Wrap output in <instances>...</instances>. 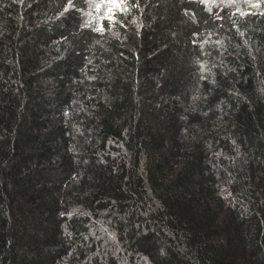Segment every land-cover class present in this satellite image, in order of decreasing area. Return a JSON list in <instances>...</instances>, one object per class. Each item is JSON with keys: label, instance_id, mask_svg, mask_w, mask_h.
I'll list each match as a JSON object with an SVG mask.
<instances>
[{"label": "trees", "instance_id": "trees-1", "mask_svg": "<svg viewBox=\"0 0 264 264\" xmlns=\"http://www.w3.org/2000/svg\"><path fill=\"white\" fill-rule=\"evenodd\" d=\"M72 4L0 0V264H264V0Z\"/></svg>", "mask_w": 264, "mask_h": 264}, {"label": "snow or ice", "instance_id": "snow-or-ice-1", "mask_svg": "<svg viewBox=\"0 0 264 264\" xmlns=\"http://www.w3.org/2000/svg\"><path fill=\"white\" fill-rule=\"evenodd\" d=\"M124 0H91V6L95 9V15L89 12L87 15L89 17L87 24L84 27L90 28L92 31L103 32L104 25L103 21L108 20L109 24L115 22V10L120 9L121 11H126L127 9L123 6ZM256 5L254 4L253 7ZM70 7H74L72 0H69V7L64 9L65 12L69 10ZM244 13H242L243 15ZM63 15V13H61ZM95 24V26H93ZM99 43V41H97ZM203 69L204 66L201 65Z\"/></svg>", "mask_w": 264, "mask_h": 264}, {"label": "rangeland", "instance_id": "rangeland-1", "mask_svg": "<svg viewBox=\"0 0 264 264\" xmlns=\"http://www.w3.org/2000/svg\"><path fill=\"white\" fill-rule=\"evenodd\" d=\"M71 8V7H70Z\"/></svg>", "mask_w": 264, "mask_h": 264}]
</instances>
